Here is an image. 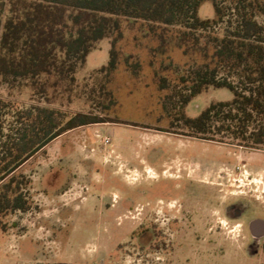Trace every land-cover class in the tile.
Wrapping results in <instances>:
<instances>
[{"label": "rangeland", "instance_id": "rangeland-1", "mask_svg": "<svg viewBox=\"0 0 264 264\" xmlns=\"http://www.w3.org/2000/svg\"><path fill=\"white\" fill-rule=\"evenodd\" d=\"M200 15L213 16L209 2ZM256 19L264 26V14ZM122 32L121 59L109 84L117 104L109 115L124 123L74 128L18 168L31 179L32 208L0 216V264H264V233L248 226L264 221V148L159 130L170 126L163 108L168 91L158 89L154 71L172 81L195 62L173 43L165 54H152L157 40L139 22L123 21ZM108 50L105 39L88 55L77 74L80 85L91 83L90 71L107 63ZM128 55L140 64L137 76L124 62ZM230 97L227 89H209L186 111L194 116L211 100ZM0 99L17 107L38 103L28 90L6 85ZM49 106L71 113L90 107L84 98ZM163 165L166 174L188 172L207 181L209 201L197 199L181 215L175 201L156 206ZM235 201L241 218L224 213L225 203Z\"/></svg>", "mask_w": 264, "mask_h": 264}, {"label": "trees", "instance_id": "trees-1", "mask_svg": "<svg viewBox=\"0 0 264 264\" xmlns=\"http://www.w3.org/2000/svg\"><path fill=\"white\" fill-rule=\"evenodd\" d=\"M206 2L212 17L200 15ZM263 14L262 0H0V86L28 90L38 102L17 107L0 99V216L32 208L31 179L17 170L52 140L80 126L124 123L109 115L117 104L109 84L121 59L123 21L139 22L156 38L152 54H165L173 43L195 62L172 81L154 71L158 89L168 91L170 126L159 130L264 148V26L256 19ZM105 39L107 63L80 85L78 71ZM131 58L124 62L137 76L140 64ZM222 88L229 99L187 113L194 98ZM75 98L89 109L49 106Z\"/></svg>", "mask_w": 264, "mask_h": 264}, {"label": "flooded vegetation", "instance_id": "flooded-vegetation-1", "mask_svg": "<svg viewBox=\"0 0 264 264\" xmlns=\"http://www.w3.org/2000/svg\"><path fill=\"white\" fill-rule=\"evenodd\" d=\"M165 165L162 166L161 172L158 175L157 182L160 185V193L156 198L157 204L156 206L162 207V209L167 208L169 201L177 202L176 205H173L174 210L178 214H184L185 212H189L187 207L190 206V203L195 200H200L202 202L209 201V190L205 188L207 181L202 179H195L190 177L188 172L183 174L178 173L173 176L172 174H166L168 171L164 169ZM175 167V166H174ZM173 166L169 168H174ZM205 167V166H204ZM202 165L199 166V170L203 169ZM183 169H186L184 166ZM180 172V169H178ZM168 182V184L166 183ZM198 185V186H197ZM237 201L231 203H225L224 205V213L228 215V213H232L235 218H241L243 216V210L241 207H238ZM178 216L175 215V219L173 222H176ZM251 220L248 221V226L250 227Z\"/></svg>", "mask_w": 264, "mask_h": 264}, {"label": "water", "instance_id": "water-1", "mask_svg": "<svg viewBox=\"0 0 264 264\" xmlns=\"http://www.w3.org/2000/svg\"><path fill=\"white\" fill-rule=\"evenodd\" d=\"M253 227L261 228V230L263 231L262 233H264V221H261V220H253L250 223V228H253Z\"/></svg>", "mask_w": 264, "mask_h": 264}, {"label": "built area", "instance_id": "built-area-1", "mask_svg": "<svg viewBox=\"0 0 264 264\" xmlns=\"http://www.w3.org/2000/svg\"><path fill=\"white\" fill-rule=\"evenodd\" d=\"M103 142H104L105 144H110L111 139H110L109 137H104Z\"/></svg>", "mask_w": 264, "mask_h": 264}]
</instances>
